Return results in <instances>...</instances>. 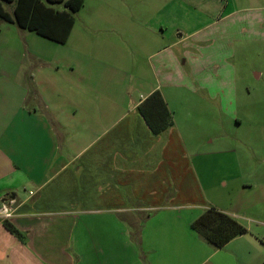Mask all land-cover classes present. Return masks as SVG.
I'll use <instances>...</instances> for the list:
<instances>
[{
	"label": "crops",
	"instance_id": "1",
	"mask_svg": "<svg viewBox=\"0 0 264 264\" xmlns=\"http://www.w3.org/2000/svg\"><path fill=\"white\" fill-rule=\"evenodd\" d=\"M148 1L161 8L155 21L123 1L120 21H89L82 31L90 36L77 38L83 6L65 44L0 20L1 33L9 26L18 34L1 57L0 264L253 263L222 256L249 227L220 249L191 229L211 206L237 220L240 211L208 193L203 155L190 152L174 123L155 135L138 111L156 91L167 104L168 53L190 36L179 33L187 0ZM1 2L13 12L14 3Z\"/></svg>",
	"mask_w": 264,
	"mask_h": 264
},
{
	"label": "rangeland",
	"instance_id": "2",
	"mask_svg": "<svg viewBox=\"0 0 264 264\" xmlns=\"http://www.w3.org/2000/svg\"><path fill=\"white\" fill-rule=\"evenodd\" d=\"M85 1L76 17L77 38L90 36L82 31V24L89 21L99 23L102 17L110 24L120 21L123 13L118 8L123 1L125 8L140 7L143 19L155 21L161 14V8L151 9L148 0H139L140 5L134 0ZM185 4L179 33L190 36L171 47L170 71L161 78L167 105L190 152L203 155L198 161L204 167L208 193L225 207L240 211L238 221L250 229L246 238L231 246L235 250L230 247L222 256L237 253L241 259L243 254V260L251 257L252 264H264V0H187ZM4 6L9 10V4ZM95 33L93 28L91 34ZM171 36L179 37L175 31ZM17 41L15 29L5 27L0 34V86L5 87L6 80L1 78L5 69L1 57ZM78 44L73 38L66 49L72 52ZM126 264L133 260L127 257Z\"/></svg>",
	"mask_w": 264,
	"mask_h": 264
},
{
	"label": "trees",
	"instance_id": "3",
	"mask_svg": "<svg viewBox=\"0 0 264 264\" xmlns=\"http://www.w3.org/2000/svg\"><path fill=\"white\" fill-rule=\"evenodd\" d=\"M4 3H14V10L9 13L3 8ZM0 20L16 24L19 28L33 32L45 39L65 44L75 24L74 14L83 6L84 0H1ZM62 5L65 10L54 6ZM151 132L159 135L173 126L172 114L159 91L152 93L138 107ZM4 225L21 242L24 236L7 220ZM191 229L205 242L217 249L223 248L233 239L248 232L237 219L211 206L192 224Z\"/></svg>",
	"mask_w": 264,
	"mask_h": 264
},
{
	"label": "built area",
	"instance_id": "4",
	"mask_svg": "<svg viewBox=\"0 0 264 264\" xmlns=\"http://www.w3.org/2000/svg\"><path fill=\"white\" fill-rule=\"evenodd\" d=\"M1 212L4 216V218L12 217V213L10 212V209L8 207H6L5 205L1 208Z\"/></svg>",
	"mask_w": 264,
	"mask_h": 264
}]
</instances>
